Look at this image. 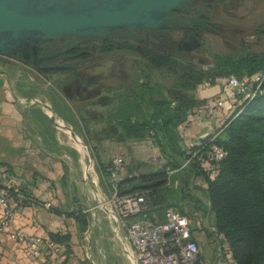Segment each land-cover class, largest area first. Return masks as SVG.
I'll return each instance as SVG.
<instances>
[{"label":"crops","instance_id":"0c3cea01","mask_svg":"<svg viewBox=\"0 0 264 264\" xmlns=\"http://www.w3.org/2000/svg\"><path fill=\"white\" fill-rule=\"evenodd\" d=\"M31 81L14 65L0 64V167L6 178L15 179L18 190L11 197L16 219L0 238V264H102L110 249L135 264L125 229L110 217V204L107 209L101 205L115 189L120 195L150 194V182L128 177L155 173L168 164L167 159L180 165L168 168V182L157 189L160 205L154 220L164 222L168 208L178 207L188 213L189 207L196 208L197 201L208 200L206 178L185 165V155L234 114V102L229 100L213 119L205 111L203 116H195L204 104L228 96L227 78L196 88L194 97L199 106L189 110L165 134L158 135L165 147L155 142L153 132L140 140H127L115 121L107 117L114 108L111 103L62 101L54 97L52 90L31 87ZM170 105L174 108L179 103L173 101ZM80 109L84 113L80 114ZM98 111L102 119L95 116ZM147 111L152 114V110ZM117 157L124 159V165L114 183L110 172ZM46 203L51 204L50 210L43 206ZM17 230L40 237L67 238V259L57 260L46 248H40L37 257L30 256L23 244L10 238ZM209 234L207 242H202L197 231L193 234L204 264H233L218 252L213 230Z\"/></svg>","mask_w":264,"mask_h":264},{"label":"trees","instance_id":"16d2710c","mask_svg":"<svg viewBox=\"0 0 264 264\" xmlns=\"http://www.w3.org/2000/svg\"><path fill=\"white\" fill-rule=\"evenodd\" d=\"M213 1L218 0L206 1L202 5H208L211 8ZM194 13L195 22L209 27L211 19L209 13L203 11ZM166 57L168 56L157 55L152 59L134 62L133 65L139 69L135 71L138 75L133 76L131 81L120 76V71H115L108 78L119 77L117 79L120 83L117 86L105 84L102 90V94L107 91L105 94L108 95V99L102 102L91 101L96 104L107 102L114 106L107 117L115 121V126L125 134L127 140H140L153 132L156 134L155 142L165 147V143L158 138V135L165 134L167 129L180 123L189 110L192 111L199 106L190 93L201 84L202 77L191 83L185 79L188 75L186 73L185 77L179 78L178 83L171 87H165L154 79L152 70L149 68L162 70ZM214 58L211 65L222 70L227 75L225 78L232 75L239 78L259 73L264 75V53L249 52L237 57L217 55ZM217 79L220 77L210 78L209 81L215 82ZM76 82L82 87L88 84L80 77ZM73 85L74 82H68L61 87L67 89V86L73 87ZM173 101L178 102L179 105L172 108L170 104ZM147 110H152V114ZM79 112L84 113L81 109ZM95 116L103 118L101 111L96 112ZM168 132L170 133L171 130ZM207 141L208 139L200 146L197 145L189 154L185 152V162L192 157V152L202 148ZM172 143L175 142L171 139ZM217 143L228 150L229 156L222 163L216 178L206 177L196 161L188 164L193 167L197 175L206 178L208 183V200L203 205L201 201H197L196 209L212 215L213 234L225 236L236 264H264V82L263 92L254 99L244 102L227 120ZM167 160L168 164L155 173L128 177V180L151 183L148 186L151 190L150 194H143L149 197L157 209L160 205L157 189L168 182V168L176 169L180 165L173 160ZM118 191L121 194L120 190ZM182 213L189 215L185 211ZM198 215L196 220L202 217L201 214ZM188 217L190 219V216ZM197 222L198 220L191 224L193 234L203 229L199 228ZM51 238L56 242L66 243L69 248L70 240L67 238L53 236Z\"/></svg>","mask_w":264,"mask_h":264},{"label":"built area","instance_id":"2783aa9c","mask_svg":"<svg viewBox=\"0 0 264 264\" xmlns=\"http://www.w3.org/2000/svg\"><path fill=\"white\" fill-rule=\"evenodd\" d=\"M263 82L264 75L260 73L242 78L232 75L227 78L228 96H221L204 104L195 116L201 117L205 111L206 116L213 119L217 110L229 100L234 102L231 110L233 109L235 113L244 102L254 99L263 92ZM205 84L210 86V82ZM223 128L224 126L210 136L202 148L192 152V157L185 165L196 161L206 177L216 178L222 163L229 156L228 150L217 143ZM123 165L122 157L112 161L110 175L114 183L118 181ZM14 191H18L15 179L6 178L0 167V238L16 219L17 210L11 201ZM107 204H110L109 215L112 220L126 231L135 264H204L200 244L193 237L190 219L178 207L168 208L165 212V221L158 223L154 220L157 207L146 194L120 195L115 189L110 199L101 206L107 209ZM43 206L48 210L52 207L50 203ZM217 237L221 242L217 248L218 252L236 264L228 240L224 235ZM10 238L23 244L32 257H37L40 248H46L61 262L67 256L66 243L56 242L49 237L35 236L17 230L10 234Z\"/></svg>","mask_w":264,"mask_h":264},{"label":"rangeland","instance_id":"374dc122","mask_svg":"<svg viewBox=\"0 0 264 264\" xmlns=\"http://www.w3.org/2000/svg\"><path fill=\"white\" fill-rule=\"evenodd\" d=\"M210 16V27L203 28L199 34L201 39L200 48L184 57L179 56L177 51L174 52L173 56L165 58L166 63L163 65L162 70L148 67L152 70L154 79L160 84L165 87H171L178 83L179 78L185 77L186 73L188 75L185 79L191 83L195 82L199 77H202L201 84L212 82L209 79L213 77L225 79L227 75L222 70L216 69L211 65L215 60V56L237 57L249 52L264 53V0H218ZM181 33H173L171 35L172 40L177 41L181 37ZM112 44H117L118 48H124V45L127 46V44L117 41ZM95 46L96 52L101 53L106 49L107 45L106 43H99ZM115 57H119V55ZM94 60V63L87 66L81 72L80 78H83L85 83H88L82 87L73 79L72 74L59 73L46 77L31 66L24 65L14 58L0 56V64L14 65L23 76L33 79L31 87L39 88L41 91L47 90L51 92L52 90L56 99L78 104L95 100L105 101L108 99V95L105 94L107 91H104L102 94L104 85L111 84L112 86H117L120 83L119 79H117L119 77L108 78L109 71L113 65L112 61L106 62L102 60L101 56H96ZM117 62L119 63V60ZM132 62L133 60H126L125 63H121V68L124 71L119 73L120 76L129 79V81L138 75L135 71L139 69ZM46 81H49L50 84L47 85ZM22 82L28 86L25 79ZM66 82H74L73 87L67 86V89L62 88L61 85H65ZM55 89L59 90L60 94L56 93ZM190 94L194 96V91ZM200 201L203 205L207 200ZM194 210L200 212L202 215L201 218L197 219V224H199V228L203 229L197 231V235L201 236L202 242H207L206 239L210 238L209 231L213 230V217L208 212L197 210L195 207H189L187 212L188 216H190L191 224H194V221H197L196 218L199 216ZM217 238V236H214V244L219 246L221 242ZM210 248L214 255L215 250L212 249L213 247ZM102 264H130V262L122 256H117L115 251L110 249L106 251Z\"/></svg>","mask_w":264,"mask_h":264},{"label":"water","instance_id":"95a60500","mask_svg":"<svg viewBox=\"0 0 264 264\" xmlns=\"http://www.w3.org/2000/svg\"><path fill=\"white\" fill-rule=\"evenodd\" d=\"M191 0H0V56L27 58L43 41L75 36L87 39L114 37L125 29L159 30L168 17ZM201 46L199 39L186 49ZM182 51V50H180ZM68 70L62 68L60 71Z\"/></svg>","mask_w":264,"mask_h":264},{"label":"flooded vegetation","instance_id":"af4514ba","mask_svg":"<svg viewBox=\"0 0 264 264\" xmlns=\"http://www.w3.org/2000/svg\"><path fill=\"white\" fill-rule=\"evenodd\" d=\"M206 1L209 2L208 0H191L184 9L175 11L168 17L164 29H138L135 31L119 29L113 31L114 37L110 38L87 39L69 36L61 40L43 41L37 44L36 54L29 47L27 58L24 57L21 51H18L14 59L24 65L31 66L46 77L52 74L68 73L72 74L71 76L76 81L81 72L95 62L96 56H101L102 60L106 62H113L109 73L122 72L121 63H125L126 60H133L132 63H134L155 58L157 55L173 56L176 51L179 56L184 57L197 50L186 51L195 38L199 39L201 43L199 34L203 28H206V26L195 22L194 12L199 11L201 13L203 11L210 14L218 2L213 1L214 3L210 8L208 5H202ZM209 24L211 25V21H209ZM210 25L208 26L210 27ZM175 32H182L177 41H173L171 38V35ZM116 41L127 44V46L124 45V48H118L117 44H112ZM99 43H106L107 45L101 53L96 52L95 45ZM117 54L119 57H115L118 56ZM118 60L119 63H116ZM62 68H68V70L60 71Z\"/></svg>","mask_w":264,"mask_h":264}]
</instances>
